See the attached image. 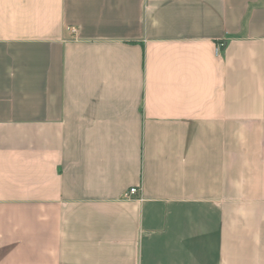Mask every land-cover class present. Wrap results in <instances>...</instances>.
I'll return each instance as SVG.
<instances>
[{
  "label": "crops",
  "instance_id": "0c3cea01",
  "mask_svg": "<svg viewBox=\"0 0 264 264\" xmlns=\"http://www.w3.org/2000/svg\"><path fill=\"white\" fill-rule=\"evenodd\" d=\"M0 264H264V0H0Z\"/></svg>",
  "mask_w": 264,
  "mask_h": 264
},
{
  "label": "built area",
  "instance_id": "2783aa9c",
  "mask_svg": "<svg viewBox=\"0 0 264 264\" xmlns=\"http://www.w3.org/2000/svg\"><path fill=\"white\" fill-rule=\"evenodd\" d=\"M72 31L76 32V28L73 27ZM222 46H223V43H220L216 46V49H215L216 54L220 53ZM137 192H138V189L136 187H132V188L128 189V191H126L125 197H127V198L132 197V196L136 195Z\"/></svg>",
  "mask_w": 264,
  "mask_h": 264
}]
</instances>
